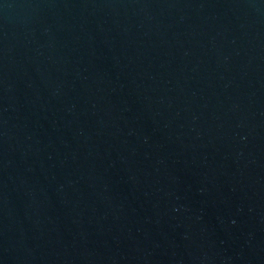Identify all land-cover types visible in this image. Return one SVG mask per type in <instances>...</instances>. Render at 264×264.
Returning a JSON list of instances; mask_svg holds the SVG:
<instances>
[{"label": "water", "instance_id": "95a60500", "mask_svg": "<svg viewBox=\"0 0 264 264\" xmlns=\"http://www.w3.org/2000/svg\"><path fill=\"white\" fill-rule=\"evenodd\" d=\"M0 264H264V0H0Z\"/></svg>", "mask_w": 264, "mask_h": 264}]
</instances>
